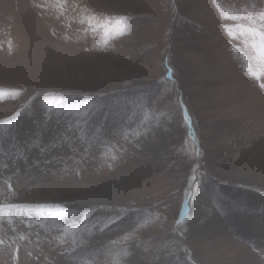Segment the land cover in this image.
<instances>
[{"label": "rangeland", "instance_id": "1", "mask_svg": "<svg viewBox=\"0 0 264 264\" xmlns=\"http://www.w3.org/2000/svg\"><path fill=\"white\" fill-rule=\"evenodd\" d=\"M246 4L0 0V264H264Z\"/></svg>", "mask_w": 264, "mask_h": 264}, {"label": "snow or ice", "instance_id": "2", "mask_svg": "<svg viewBox=\"0 0 264 264\" xmlns=\"http://www.w3.org/2000/svg\"><path fill=\"white\" fill-rule=\"evenodd\" d=\"M254 7V6H253ZM247 8V4L245 6V10L241 11L238 16H233V17H229V16H222L223 19H232V20H243V21H248L247 25H238V27L242 28L243 31L248 32L249 34H251L253 37L256 38V42L253 43L251 45V47L256 50L259 54L264 55V10L260 11L258 13V19L256 16H254L253 14H249L246 11ZM120 20H123L125 18L121 17L119 18ZM259 24V26H257ZM226 29H227V25H225ZM122 31V30H121ZM232 39H235V37H230ZM264 86V85H262ZM112 159H115V156L112 157ZM5 207L8 208H22L25 206L22 205H13V204H9V205H3L0 204V212H3V209ZM82 219H87V217H81ZM114 222V221H113ZM75 223H79V220H77Z\"/></svg>", "mask_w": 264, "mask_h": 264}, {"label": "bare ground", "instance_id": "3", "mask_svg": "<svg viewBox=\"0 0 264 264\" xmlns=\"http://www.w3.org/2000/svg\"><path fill=\"white\" fill-rule=\"evenodd\" d=\"M36 45V44H35ZM243 98L245 96H242ZM247 98V97H246ZM193 179V178H192ZM191 179V180H192ZM111 191V189H109ZM249 196V200L250 202H258V200H260V197L259 196H255V195H248ZM185 203L183 202L182 205H181V209H180V212L182 213L181 216L183 215L184 217L187 216V212L185 213L184 210L186 208V206L184 205ZM174 223H171L170 226H167L168 228L172 229L174 226H173ZM244 260V259H243Z\"/></svg>", "mask_w": 264, "mask_h": 264}]
</instances>
